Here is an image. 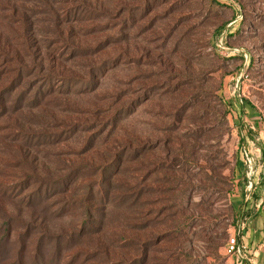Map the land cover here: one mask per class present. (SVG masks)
Returning <instances> with one entry per match:
<instances>
[{"label":"rangeland","instance_id":"rangeland-1","mask_svg":"<svg viewBox=\"0 0 264 264\" xmlns=\"http://www.w3.org/2000/svg\"><path fill=\"white\" fill-rule=\"evenodd\" d=\"M259 144L264 0H0V264H240Z\"/></svg>","mask_w":264,"mask_h":264},{"label":"crops","instance_id":"crops-1","mask_svg":"<svg viewBox=\"0 0 264 264\" xmlns=\"http://www.w3.org/2000/svg\"><path fill=\"white\" fill-rule=\"evenodd\" d=\"M259 191L264 195L263 188ZM257 207V214L242 225L238 242L244 247L246 256L240 264H264V200L261 199Z\"/></svg>","mask_w":264,"mask_h":264},{"label":"built area","instance_id":"built-area-1","mask_svg":"<svg viewBox=\"0 0 264 264\" xmlns=\"http://www.w3.org/2000/svg\"><path fill=\"white\" fill-rule=\"evenodd\" d=\"M227 247L230 252L235 253L240 259H243L246 256L244 247L238 242L237 237L230 238Z\"/></svg>","mask_w":264,"mask_h":264},{"label":"trees","instance_id":"trees-1","mask_svg":"<svg viewBox=\"0 0 264 264\" xmlns=\"http://www.w3.org/2000/svg\"><path fill=\"white\" fill-rule=\"evenodd\" d=\"M258 147H259L260 152H261V162H262L263 167H264V146H263L262 144H259ZM260 182H261V183L263 182V177H262V176H261V178H260ZM257 212H258V209L255 210L254 212H250V211L247 212V216H248V218L253 217L254 215L257 214ZM26 249H27V247L25 246V247H23V248L21 249V251L24 252V251H26Z\"/></svg>","mask_w":264,"mask_h":264}]
</instances>
